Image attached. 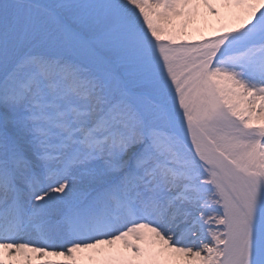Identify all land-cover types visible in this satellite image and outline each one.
Segmentation results:
<instances>
[{
  "label": "snow or ice",
  "instance_id": "1",
  "mask_svg": "<svg viewBox=\"0 0 264 264\" xmlns=\"http://www.w3.org/2000/svg\"><path fill=\"white\" fill-rule=\"evenodd\" d=\"M0 264H264V0H0Z\"/></svg>",
  "mask_w": 264,
  "mask_h": 264
}]
</instances>
